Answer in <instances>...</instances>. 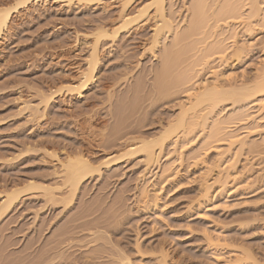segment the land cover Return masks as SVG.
Segmentation results:
<instances>
[{"label": "rangeland", "instance_id": "rangeland-1", "mask_svg": "<svg viewBox=\"0 0 264 264\" xmlns=\"http://www.w3.org/2000/svg\"><path fill=\"white\" fill-rule=\"evenodd\" d=\"M17 1L0 0V8ZM117 1L31 0L16 7L0 40V198L18 183H52L60 169L57 158L65 161L78 151L101 161L121 153L124 141L141 133L153 137L190 109L202 85L230 92L253 88L262 78L263 0H257L259 10L251 17L247 0H230L237 6L233 13L225 6L228 0H204L205 23L179 46L174 37L189 26L194 0H164L170 29L155 48L151 37L157 18L150 10L115 39L104 40L94 82L80 97L66 92L85 69L92 34L119 26ZM148 1H136L129 11ZM172 44L179 49L174 51L178 65L166 95L158 96L153 77ZM52 93L48 105H40L42 96ZM251 95L235 105L224 100L211 111L205 104L195 106L186 114L207 113L202 125L166 144L146 170L141 156L103 169L100 177L81 185L69 214L60 207L44 208L39 192L22 196L0 220V264H32L54 231L77 222L107 227L117 249L144 262L163 250L172 264H264V109L257 107L264 93ZM120 117L127 126L120 134L127 138L114 142L110 127ZM217 122L221 129L208 138ZM78 235L84 242L74 243L77 264L111 261L114 246L107 245L114 251L97 260L90 250L98 243L85 246L88 232ZM136 243L144 256L134 251ZM85 256H91L88 263Z\"/></svg>", "mask_w": 264, "mask_h": 264}, {"label": "bare ground", "instance_id": "bare-ground-1", "mask_svg": "<svg viewBox=\"0 0 264 264\" xmlns=\"http://www.w3.org/2000/svg\"><path fill=\"white\" fill-rule=\"evenodd\" d=\"M29 1L31 0H18L15 3V5H13V7H8V8L1 7L0 8V40L3 39V36L8 29V25L10 23L12 14L17 9L16 7L21 6V5L24 6L28 4ZM63 1L65 4H70L72 0H63ZM77 1L85 2L88 5H94L96 3H100L102 0H77ZM136 1L138 0H118L117 1L120 5V12H119L120 14L118 17L119 26L115 28L114 30L112 29V31H109V29L105 30L104 28L103 29L101 28L97 30L96 32H94L95 34L94 33L92 34L93 37L91 38L93 39L90 44L91 48H90L89 54L86 59L85 69L79 73V79L77 80L78 82L76 81V84L68 85L65 88L66 92H70V93L75 92L77 97H80L89 88V86H91V84L94 82L95 71L97 69L98 62H99L98 49L102 45L104 40L115 39L119 33L124 32L125 30L131 28L132 26L139 23L141 19L148 16V12L150 10L153 11L154 19L157 18V22L154 24V28H153L154 29L152 33L153 35L151 37L152 38L151 39L152 48H155V46L158 44V38L159 36H161V33L163 34L164 30L170 29V22H169L170 20L167 19L166 16L164 15L165 14L164 13V2H165L164 0H149L147 4L143 6L142 8L133 9L129 11L130 7L133 4H135ZM247 1H248L247 6L250 11L249 13L250 17L254 16L255 14H257L259 10V6H258L259 3L257 2V0H247ZM231 2L232 1L230 0H228L227 2H224V3H227L225 5L226 8L229 5L231 7V9L228 10V13H233L234 11L236 12V9H237V6L236 7L233 6L235 5V1H233L232 3ZM192 9L193 11L191 10L192 11L191 15L193 17H192L191 22H189V26L186 27V30L184 32L179 33L176 35V37H174L175 43L173 42V44H176V43L178 44V43L186 41L187 39H189L190 36L195 35V32L198 31V29L205 23L206 21L205 1L204 0H194L192 4ZM173 44L171 48L169 47V49L164 50L165 52L163 51L164 53L162 56V63H161L162 65L159 66L160 69L157 70V72L155 73V76L153 77L154 78L153 85L158 91V92L156 91L158 93V96L166 95L165 90L167 88V84L168 82L171 81L172 71L174 70L177 62L179 61V58L177 57L178 53L176 54V52H178L177 50H179L177 49L179 44L178 46L174 45V47H173ZM151 47L150 49H152ZM175 47H177L176 48L177 50L174 49ZM172 48L174 50H172ZM208 85L209 84H207L206 86L202 85L201 88L203 91L201 90L200 91L201 93L198 92L197 94L193 95L194 99L191 96L193 100L191 101L189 105L190 107L189 110L188 109L184 110L183 113H181V115H178V117L175 120H172L173 122L167 123L166 126L164 125V127L159 129V132H156L155 135L152 134L154 135L153 137L151 138L150 136L148 137L149 134L147 135V137H143L144 133L143 134L141 133L142 135L140 134L141 137H137V138L131 137L132 139L127 140L128 142L124 141L123 143L124 145L122 147L123 149L121 153L119 152V154L117 153L118 155H115V156H106L101 161H98V160L91 161L88 157L85 158L84 155L80 154L81 152L80 153H77L78 151L76 153L73 152L75 153V155L68 156L65 161L64 160L61 161L59 158H57L56 161L59 165L57 169L58 168L60 169L54 172L55 176L54 175L53 176L55 177V180L52 179L54 180L52 183L47 184V185H44V184L38 185V183H35L31 180L27 184L22 185L21 187L19 186L20 184L18 183V186L16 184L15 186L11 187L9 190L5 191L4 193H1L3 194V196L0 198V220L3 217H5V215L14 207V205L21 199L22 196H25L27 193L29 194L30 192H39L41 194L43 198L42 199L43 204H44L43 206L44 208H47V210L53 209V207H60L61 212L66 211L69 214L70 213L69 211L71 210L72 205L74 203V199L77 193L79 192L82 184H84L85 182H87L88 180L94 177H100L103 169H110L111 167L118 165L119 162L121 161L125 162L126 160H129V159H133V158L135 159L138 156H141V164L145 168V170L155 165L158 161L159 155L163 151L166 144L171 143V141L173 140H174L173 142L176 143L177 140L184 138L191 131L192 128H195L196 126H199L201 123L205 122L206 120L205 116H207V113L206 115L203 114L200 117L197 116L196 113H193L189 117L186 114L188 111L194 110L195 106L197 107V106L204 105V104L207 105L208 110L211 111L215 107L216 104L221 103L224 100L225 101L229 100L232 102L233 105H235V103L245 102L250 96H252L251 93H254V92L264 93V74L262 78L259 80V82L253 85V88L244 87L236 91L230 90V92L229 91L220 92V90H218L219 87L216 86V84L209 85V86ZM54 93L47 95V96H42L43 98L41 99L42 102L40 105H44V107H46L48 103L50 102V100H52ZM257 107H259L260 110L262 111V109H264V103L259 104ZM35 112L37 113L36 110ZM198 118H200L201 122L192 121L193 119H198ZM114 119H115V123L113 122L114 124L112 125V127H110L112 134L111 133L109 134H111L112 136V141L114 142L116 140L117 142H119L120 140L123 141V138H125L126 134L125 135L122 133L120 134V132L123 129L127 128V126H125V121H124L125 118L120 117L119 119L118 118L117 119L114 118ZM220 124L221 122L214 123L213 128L208 135V138H213L217 134L218 130L221 129ZM129 133L130 131H128L127 134L129 135ZM133 134L134 133L131 132L130 135H133ZM180 134L181 136H179ZM137 135L138 134H136L135 136ZM111 136L108 137V140L111 138ZM147 138H150V139H147ZM239 141L241 142L243 141V139H239ZM106 142L110 143L108 141ZM242 145L244 147L245 144H242ZM73 153H70V154H73ZM78 219L80 220L81 217ZM82 219H86V218H82ZM77 220L74 219L72 221L76 223ZM77 223L72 224L71 222L72 224L71 226H64L60 230H57L56 232L54 231L53 236H55L56 240H54V237L51 235L54 240V241L53 240L51 241V238H50L51 236L50 237L48 236L49 240L47 242H44L46 243L44 245L45 249L43 248L44 251L40 253L39 256L38 255L34 256V260H31L32 262L29 261V263H32V264H77L76 257L74 256L75 251L73 249L75 248V246H77V244L75 245L74 243L82 244V241L84 242V240L80 239L81 237H79L78 235L80 231L88 232L89 234L88 236H90V240H86L85 246H89V245L92 246V245H95L94 243H98V245L92 246L93 248H91L90 250V253L93 256H95V258L99 257V255L102 256V254L105 253L106 251L110 253L111 248L108 247L109 248L108 249L106 247L107 245L108 246L111 245L112 247L114 246V244L112 243L111 237L107 234L108 232L106 230L107 227L105 228L104 226V228H101L103 225L101 227L98 225L88 226L87 225L88 223L86 224V222H84V224L82 225H79L81 223L79 224ZM85 236H87V233ZM31 244L33 245V243ZM114 247L116 248V246ZM116 249H115L116 252H113L114 250L111 249L112 250L111 252H113L109 254L110 256H112L111 261L109 260L110 262L108 261V263L105 261V263L103 264H172L169 260L167 261V256L165 253H163V250L158 251V255L160 256H158L157 258L152 257L153 259L150 258L152 260H148L144 262L145 260H142L140 258H137V260L132 259V257H130L131 255H129L127 251H124L123 249H119V248L117 250ZM134 249H136L134 250L136 251V254L137 253L140 255L144 254L143 252H141V250H139L140 248L139 246H137V243H136V248ZM94 254H98V256ZM148 254L150 255V253ZM151 254L154 255L155 253L151 252ZM85 255H87L86 252H85ZM109 255L107 254L106 256L105 255L104 256L107 258ZM90 257L85 256L84 261L85 262L87 261L88 263V260L91 259ZM105 257L103 259H106ZM95 258L93 257L92 259L94 260ZM13 261L12 262L10 261V263H15V260Z\"/></svg>", "mask_w": 264, "mask_h": 264}]
</instances>
